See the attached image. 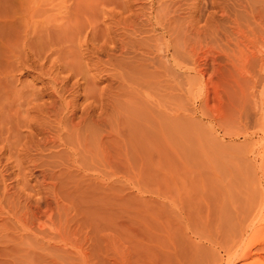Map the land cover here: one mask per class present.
Returning a JSON list of instances; mask_svg holds the SVG:
<instances>
[{
    "label": "rangeland",
    "instance_id": "374dc122",
    "mask_svg": "<svg viewBox=\"0 0 264 264\" xmlns=\"http://www.w3.org/2000/svg\"><path fill=\"white\" fill-rule=\"evenodd\" d=\"M4 1L9 12L26 4ZM28 3L40 33H53L46 45L48 28L38 31L24 53L52 48L12 85L21 139L1 143L0 112V264H225L255 166L256 139L231 118L264 52V0ZM16 28L3 40L28 45ZM52 61L66 66L63 92L49 83Z\"/></svg>",
    "mask_w": 264,
    "mask_h": 264
},
{
    "label": "bare ground",
    "instance_id": "6f19581e",
    "mask_svg": "<svg viewBox=\"0 0 264 264\" xmlns=\"http://www.w3.org/2000/svg\"><path fill=\"white\" fill-rule=\"evenodd\" d=\"M27 1L29 2V0H26V4L28 3ZM4 2L6 3V1L0 0V30L3 31V29L4 30L8 29V28L10 29V27H14L15 25H20L21 27L23 26L25 30H20L18 28H16V30L18 29L21 32L23 31L24 35L23 34L21 35V34L13 32L16 35V36H14L11 33L12 31L10 32L11 35L16 37V39L18 38V35H19V37L21 35L22 37H24L25 40L30 35V39H31V42L27 43L28 45H26V44H19V45L15 44L13 46H9L8 42L4 41L3 38L0 35V47L3 50H5V56L3 55L4 59H0V64L4 65L3 66L4 67L3 70L0 69V112H1L2 115H4V119H3V126L4 127L2 129L3 132L1 131V134H2L3 138L1 140L2 141L1 143H3V142L8 143V141H10L11 138H13L15 141H18L19 139H21V137H19V135H21V134H19V133H22V132H19V129H18V128H20L19 126L22 124V122H20V118L21 117L19 118V114L21 112V111H19L20 108H21V107H19V106H21L20 103H19L21 94L19 95V92H21V89H20L21 87L18 88V89H20L19 92L16 91L17 89H16L15 86H14L15 87L14 89L12 87L14 82H16V80H18V78L17 79L15 78L16 74L19 73V71H21L23 69V67L25 65V62H28V64L26 63V65H29V63H30L31 67L30 66L29 67L31 69H35V65L40 63L39 61H41V60L47 62L49 60L47 58L48 55H49L48 53H51L50 49L52 48V46L50 45L51 47L49 49V52H46L47 49L44 51L47 54H45L44 52L41 51V53L42 54L44 53V55H45L44 57H40L41 60H37V59H39V57H38L39 55L37 56L35 53H33V54H35L33 56V58H31L29 56V54L28 55L25 54L24 51L25 52L28 51L29 53H32V51L35 52V50L37 48V43L36 42H38V41L35 42V38H36V36L38 34V31L40 33V31L42 30V28L40 30V28L38 27V23H37V21L35 19V15H37V13L35 11L36 10L35 7H33V6L36 3L32 2L33 6H30L29 3H28V5L22 4L21 8L19 7L18 3H16L18 5L17 7H19L20 9H18L17 7H16L17 8L16 9L13 6L17 10V12H16V10L14 11V9H11L10 12H9V10L4 7V4H3ZM30 2H31V0H30ZM34 2H35V0H34ZM9 3H7V4L10 5ZM10 6L12 7V5H10ZM33 9H35V10H33ZM18 10H19V12H18ZM11 12H13V13H11ZM34 12H35V15H34ZM38 13H39V11H38ZM79 21H81V20H79ZM79 23H78V25L73 24V25H75V27L74 26H72V27L79 28L81 26V23H80V26H79ZM67 25H69V24H67ZM47 28L44 27L43 28L44 31H42V34L41 33L40 34L43 35V34H45L44 32H46L48 30L46 32V34H47L49 32V29H51V28H49V26ZM80 28H82V27H80ZM12 29H14V28H12ZM45 29H47V30H45ZM67 29L68 28H66V30ZM69 31H68L67 34L71 33L73 30L70 31V32ZM49 33H53V32L51 31ZM76 33L77 34H81V33H78V32H76ZM76 33L74 31L72 33V35H74L75 38H76V35H75ZM48 34H47L48 37H46V38H45L46 35H44L45 41H44V39H40L43 36H40L38 34L39 37H40V38L37 37L38 40H39V44H41V43L46 44L47 40L49 39V36L51 37V35H48ZM55 35H56V33H55ZM74 36H71V38L69 40L71 41L72 39H74ZM79 36H81V35H78L77 38L80 39L81 37H79ZM261 36H262V34H261ZM31 37H33L34 39H32ZM59 37H62V36H60V33H59ZM262 37H264V36H262ZM64 38H66V37H64ZM79 39L76 40L77 43H79V41H78ZM28 40L29 39H27V41ZM42 40H43V42H41ZM17 41L18 40H16V42ZM72 42L73 41H71V44L74 43V42L73 43ZM263 43H264V40H263ZM74 45H75V43H74ZM262 45H263V48H264V44H262ZM53 46H56V45L54 44ZM61 46H63V45H61ZM61 46L58 49H55L56 47L54 49L56 51L57 50H62ZM38 47H39V45H38ZM47 48H49V47H47ZM115 48L116 47H114V49ZM42 49H44V48H42ZM54 49H53V51H55ZM114 49H112V50H114ZM111 52H113V51H111ZM33 54H31V55H33ZM55 55H56V53H55ZM112 55H113V53L111 54V56ZM3 56L1 58H3ZM254 59H255V61L258 62L257 64H259V65H257L258 69L254 70L256 68L255 67L256 65H255L254 66L255 68L253 67L254 69L253 68H247L246 70H244V72L246 71L245 72L246 74H244L245 76L242 75L244 78H241V85L238 88L239 89V92H238V95H237L238 96L237 97L238 106H237L236 109H234V113H237V114H236L235 118H233V116H232L233 119L231 118V121L234 122V123L237 121L236 123L239 124L240 128L242 129L241 134L243 135V138L245 140H251L252 141V139H254V138L256 139L255 142L253 144H251L249 146V148L247 147V149H246V151L248 153H250V155H252L251 157H253V159L255 161V164H254V161H253V164L255 166L250 164L251 167L254 166V172H253V176L251 175L252 178L250 176L249 177V181L247 180L248 183L246 182L248 184V188L246 190V193H244L242 191L245 194V199H244L245 201L242 200L243 201V206H242V209H241L242 211H241V213L239 215L240 216L239 219L235 220L236 221L235 225L232 226V230L230 231V233L227 236L228 239L226 240V242L224 243V246H223V251L225 253L224 255L226 257L225 260H224L225 264H234L236 262H241L242 264H263L262 262L264 261V52L258 58H254ZM255 61H254V63H255ZM56 62H57V60H56ZM252 62H250V63H252ZM51 63L52 64L54 63V64L52 65ZM51 63H50L51 66L47 67V69H46V71L48 70L47 71L49 73L48 75L45 72L44 64L40 65V67L38 69L41 72H43V73L45 72L47 76L52 75L53 77L49 76L50 79H51V81H49V83L54 85L53 86L54 88H55V86L57 84H59L60 85V90L59 91L63 92V91H65L64 90V85H65L64 82H65V80H59V75H60L61 72H63V70L65 71V67L66 66L62 67L61 65H55V62H53V61ZM248 63H249V61H248ZM66 70H67V68H66ZM37 72H38V70H37ZM40 74H39V76H40ZM16 84H17V82H16ZM74 85H75V83H74ZM53 87H52V89H53ZM53 95H54V93H53ZM58 98L61 99V96L59 95ZM22 99H23V97L21 98V100ZM63 100H64V98H63ZM52 102H54L53 99H52ZM57 102H59V101H57ZM11 104L14 105V107L16 106L15 107L16 109L15 108H10ZM64 106L67 107L66 104ZM64 106H63V110L65 108ZM24 108H25V106H24ZM11 109L13 110V112H14V109H15L14 114H11L12 113ZM21 109H23V108H21ZM72 109L75 110V107L72 108ZM9 110H10L11 113L9 112ZM56 110H55V112H56ZM66 110H68V109H66ZM65 112H67V111H65ZM71 112H70V114H71ZM56 113H58V112H56ZM59 114L61 115L62 113L59 112ZM72 116L73 115H70V116L67 115V116H64V117L62 116L60 121L64 120L65 122L69 121L67 123H70V122H72ZM56 118H58L57 114H56ZM1 120L2 119H0V121ZM71 124H70V126L72 128L73 125H71ZM68 126H69V124H68ZM73 128H74V126H73ZM32 134L33 133H31V135ZM21 142H20V144H21ZM47 143H49V142L47 141ZM18 144H19V142H18ZM5 145L7 146V144H5ZM12 145H10V146H12ZM16 146H18V145H16ZM247 152H246V154H248ZM11 157H13V156H11ZM18 172H19V170H18ZM249 174H247V175L249 176ZM3 183H5V182H3ZM15 195H17V193ZM215 261H216V259H214V261L212 260L213 263L211 262V264H218L219 263V262L218 263H214Z\"/></svg>",
    "mask_w": 264,
    "mask_h": 264
}]
</instances>
